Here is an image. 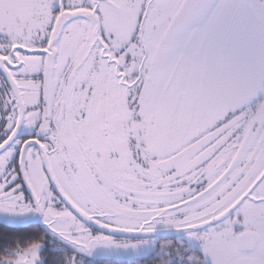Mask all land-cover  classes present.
<instances>
[{"label":"snow or ice","instance_id":"6c2138e0","mask_svg":"<svg viewBox=\"0 0 264 264\" xmlns=\"http://www.w3.org/2000/svg\"><path fill=\"white\" fill-rule=\"evenodd\" d=\"M0 264H264V0H0Z\"/></svg>","mask_w":264,"mask_h":264}]
</instances>
